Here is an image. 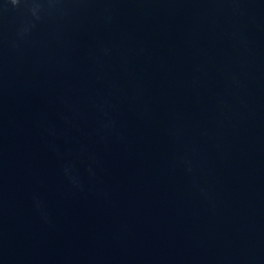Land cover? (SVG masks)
I'll list each match as a JSON object with an SVG mask.
<instances>
[{
  "label": "water",
  "instance_id": "95a60500",
  "mask_svg": "<svg viewBox=\"0 0 264 264\" xmlns=\"http://www.w3.org/2000/svg\"><path fill=\"white\" fill-rule=\"evenodd\" d=\"M0 264H264V0H0Z\"/></svg>",
  "mask_w": 264,
  "mask_h": 264
}]
</instances>
